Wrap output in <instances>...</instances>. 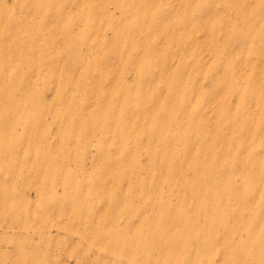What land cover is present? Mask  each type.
I'll return each instance as SVG.
<instances>
[{
	"label": "rangeland",
	"instance_id": "rangeland-1",
	"mask_svg": "<svg viewBox=\"0 0 264 264\" xmlns=\"http://www.w3.org/2000/svg\"><path fill=\"white\" fill-rule=\"evenodd\" d=\"M0 264H264V0H0Z\"/></svg>",
	"mask_w": 264,
	"mask_h": 264
}]
</instances>
